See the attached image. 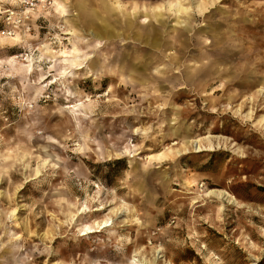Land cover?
Returning a JSON list of instances; mask_svg holds the SVG:
<instances>
[{"label": "rangeland", "instance_id": "374dc122", "mask_svg": "<svg viewBox=\"0 0 264 264\" xmlns=\"http://www.w3.org/2000/svg\"><path fill=\"white\" fill-rule=\"evenodd\" d=\"M59 1L9 35L0 0V264H264V0L158 10V49L113 2L170 0Z\"/></svg>", "mask_w": 264, "mask_h": 264}, {"label": "bare ground", "instance_id": "6f19581e", "mask_svg": "<svg viewBox=\"0 0 264 264\" xmlns=\"http://www.w3.org/2000/svg\"><path fill=\"white\" fill-rule=\"evenodd\" d=\"M100 3L102 4L103 8L105 9V12L107 13H111L113 11L110 3L112 2V0H99ZM217 0H209L208 4H210L211 6L216 2ZM113 4H115V6H117L118 10L120 13L123 14L124 17H126L125 21H124V25L126 27H128L131 30V34H133V38L135 42H138L139 44L145 43V45H150L155 49H158V47H160L159 44L156 43L158 35H159V29L156 25H154L152 23V19L151 18H156L155 22L158 23L160 26H162L164 24V21H162V19H160L161 17V12L158 13V10H172L175 13V16H180V14H187L189 16L190 19L193 20V18H196L195 15H191V13L194 12H198V13H203L205 10H207V2L203 1V0H170L168 2H166L163 6H148V5H137V4H131V6L126 9V7L124 6V4L118 3V1H114ZM55 6L57 7L58 10H65V5L62 4L59 0H55ZM209 9H213V7L209 8ZM125 10V11H124ZM129 12V15L126 16L125 12ZM205 13H208L207 11ZM159 17V18H158ZM180 24L177 23L175 25V27ZM89 28H92L93 31H97V32H93L95 37H97V42L94 45L95 48L99 49L102 47L103 38H101L100 40V35L101 32L103 31L102 28L95 23L93 20H91L88 23ZM64 35H71L70 32L65 33ZM44 49H46V53L50 54L52 53V50L50 49L49 45L46 44L43 46ZM145 47V46H144ZM79 53V51H77ZM65 59V63L68 65V67L66 68H72L74 71H79L82 70L84 68L88 69V74L87 77L94 75V73L92 72V69L90 67H92V65L94 63H96L97 61L91 60V64L88 65V63H85V59H80V56L77 58L76 56H73L74 52L71 51H65L62 53ZM133 57V56H132ZM94 57L91 56L89 59H93ZM138 58L134 57V60H136ZM133 63V62H132ZM133 66H136V64L134 63ZM29 69L31 70V66H28ZM124 67V66H123ZM119 70L117 71L118 74H120V70L122 69L121 67L118 68ZM72 71L70 70L68 74H71V76L73 78H76L74 72L71 73ZM116 73V71H114ZM65 74V73H64ZM92 74V75H91ZM95 79V78H94ZM115 77H111V80H115ZM56 82V81H55ZM54 81H51V83L49 84V88L55 84ZM119 90L123 89L122 87L118 88ZM130 90L129 89H124L125 93H128ZM137 89L134 88L133 91H131L132 95H136ZM182 94H178V97H180ZM68 101H72L71 100V96H69V98L67 99ZM56 103L61 104L63 102L62 99L58 98L55 100ZM257 101L253 100L252 102V106L253 107H259V103H257ZM256 104V105H255ZM119 108L118 103L113 104L109 107L110 110H117ZM215 113V112H213ZM53 119H48L47 124L48 126L50 125V123H52V121L54 119H57L58 116L57 115H53V116H49ZM246 125L249 126V122H246ZM67 128L70 127L69 124L66 125ZM70 142H72V140H70ZM192 146L195 148L194 150L196 152H201V151H214L217 150L215 147L210 146L208 149H203L202 146H198L199 141L198 140H193L192 142ZM160 156V155H159ZM157 156V157H159ZM149 158H152V156H149ZM226 195L225 193L221 194L220 196L224 197ZM83 212V211H82ZM108 221H105L104 223H102L101 225L99 224V226L97 227L99 231L100 229L107 227ZM82 232H84V235L87 233H91L92 229L87 227L84 228L82 230ZM133 264V263H131Z\"/></svg>", "mask_w": 264, "mask_h": 264}, {"label": "built area", "instance_id": "2783aa9c", "mask_svg": "<svg viewBox=\"0 0 264 264\" xmlns=\"http://www.w3.org/2000/svg\"><path fill=\"white\" fill-rule=\"evenodd\" d=\"M51 6L50 0H16V6L5 11L9 35H16L17 29L28 25L32 15ZM29 28V26H27Z\"/></svg>", "mask_w": 264, "mask_h": 264}]
</instances>
